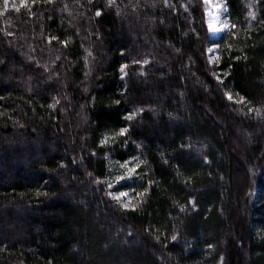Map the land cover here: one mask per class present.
<instances>
[{
	"label": "trees",
	"instance_id": "obj_1",
	"mask_svg": "<svg viewBox=\"0 0 264 264\" xmlns=\"http://www.w3.org/2000/svg\"><path fill=\"white\" fill-rule=\"evenodd\" d=\"M224 2L211 63L202 0H0V264H264V0Z\"/></svg>",
	"mask_w": 264,
	"mask_h": 264
},
{
	"label": "rangeland",
	"instance_id": "obj_2",
	"mask_svg": "<svg viewBox=\"0 0 264 264\" xmlns=\"http://www.w3.org/2000/svg\"><path fill=\"white\" fill-rule=\"evenodd\" d=\"M203 6H204V13H205V25H206V30L208 33V39H209V46L207 48V56L208 59L211 63L214 62L215 58H216V52L218 50L219 47H225L228 45V43L231 40V27L229 25V22L227 20V10H226V5L224 0H210V3L206 4L205 0H202ZM209 12H211L213 17L219 16L220 20H226L227 21V28L224 29L223 31H219V32H213L212 30H210L209 28V24H208V20H209ZM213 26L214 27H219V25H217L215 23V21L213 22ZM209 49H211L212 51L210 52ZM120 170L122 171L123 175H127V168L125 167H120ZM112 184H109L112 186H114L115 183H117V177L112 181ZM120 182V181H119ZM109 186V188H111ZM117 193L119 192H112L111 195L112 197H114ZM114 199V198H113ZM124 202V204H127L128 206L132 203V199L130 198L129 194L127 197H122L121 198ZM120 206H122L121 202L117 199H114ZM130 201V202H129ZM124 207V206H122ZM125 208V207H124Z\"/></svg>",
	"mask_w": 264,
	"mask_h": 264
},
{
	"label": "snow or ice",
	"instance_id": "obj_3",
	"mask_svg": "<svg viewBox=\"0 0 264 264\" xmlns=\"http://www.w3.org/2000/svg\"><path fill=\"white\" fill-rule=\"evenodd\" d=\"M205 3L208 4L210 3V0H205ZM4 4H5V9H7L8 6V0H4ZM18 10V9H17ZM97 16H100L101 13L98 11L96 13ZM209 20H208V24H209V28L210 30H212L213 32H219V31H223L224 29L227 28L228 24L226 20H220L219 16L213 17L211 12H209ZM215 21V23L217 25H219V27H214L213 26V22ZM232 27H235L234 25ZM209 51L211 52L212 50L209 49ZM126 67V66H124ZM121 71H123V67L121 69ZM228 99H232L231 94H228ZM131 114H129V116L127 117V119H131ZM128 132L127 128H121L120 132L118 133V135H125ZM107 142V137L105 138L104 141H102L101 143H106ZM122 167L127 168V175H120L117 177V181H122L125 179H132L133 176L136 174V169L139 166L138 164H136L135 166H131L130 162H125V164L121 165ZM111 187V185H109ZM128 193L127 192H119L117 193L113 198L117 199L121 202L122 206H124L125 208L128 207L127 204H124L123 200L121 199L122 197H127ZM130 202V201H129Z\"/></svg>",
	"mask_w": 264,
	"mask_h": 264
}]
</instances>
